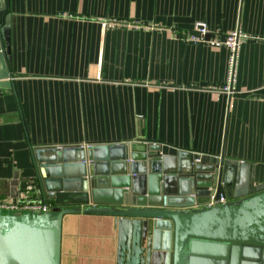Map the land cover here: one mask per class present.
<instances>
[{
    "label": "crops",
    "instance_id": "crops-1",
    "mask_svg": "<svg viewBox=\"0 0 264 264\" xmlns=\"http://www.w3.org/2000/svg\"><path fill=\"white\" fill-rule=\"evenodd\" d=\"M7 2L0 198L46 199L53 209L37 149L116 141L156 142L163 154H225L264 182V0ZM113 19L141 25H104ZM198 21L221 35H253L238 47L233 91L224 88L227 46L174 37L172 28ZM62 227L61 264H116L115 216L66 213Z\"/></svg>",
    "mask_w": 264,
    "mask_h": 264
},
{
    "label": "water",
    "instance_id": "water-1",
    "mask_svg": "<svg viewBox=\"0 0 264 264\" xmlns=\"http://www.w3.org/2000/svg\"><path fill=\"white\" fill-rule=\"evenodd\" d=\"M7 11L0 0L3 78L11 52ZM160 150L139 140L54 145L48 156L38 148L41 188L56 206L0 209V264H61L63 216L81 211L115 216L116 264H264V182L255 181L250 164ZM221 193L227 201H219Z\"/></svg>",
    "mask_w": 264,
    "mask_h": 264
},
{
    "label": "built area",
    "instance_id": "built-area-1",
    "mask_svg": "<svg viewBox=\"0 0 264 264\" xmlns=\"http://www.w3.org/2000/svg\"><path fill=\"white\" fill-rule=\"evenodd\" d=\"M137 25L140 26L139 22H131L119 19H113L104 21V25ZM147 27H161L156 23L147 24ZM173 35L175 38L186 42V43H207L212 46H227L231 53L229 58V67H228V76L224 88L233 91L234 82L236 80V68H237V52L238 47L241 42L245 39L253 37L250 33L243 31L240 28L226 31L224 35H221L220 32L211 31L209 25L205 21H198L194 28L192 29H180L172 28ZM216 156L210 153L199 152L197 153L196 160L202 161L206 158ZM33 186V185H32ZM214 195H212L211 203ZM228 197L225 193H221L220 202L227 201ZM0 209L6 212L13 213H24V212H45L52 209V204L46 199L40 198H24V199H14V200H5L0 198Z\"/></svg>",
    "mask_w": 264,
    "mask_h": 264
}]
</instances>
